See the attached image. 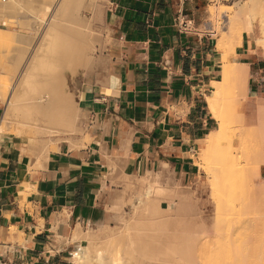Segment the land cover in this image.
Here are the masks:
<instances>
[{
    "label": "crops",
    "instance_id": "obj_1",
    "mask_svg": "<svg viewBox=\"0 0 264 264\" xmlns=\"http://www.w3.org/2000/svg\"><path fill=\"white\" fill-rule=\"evenodd\" d=\"M209 5L110 0L111 62L100 78L110 74L113 85L92 76L78 89L91 143L63 140L41 168L24 141L0 135V264H72L82 245L76 231L115 223L124 176L164 169L184 187L194 184L199 140L218 125L207 97L222 58L215 38L199 31ZM244 34L236 56L249 65L254 112L264 98V48L254 32ZM3 108L0 101V119Z\"/></svg>",
    "mask_w": 264,
    "mask_h": 264
},
{
    "label": "bare ground",
    "instance_id": "obj_2",
    "mask_svg": "<svg viewBox=\"0 0 264 264\" xmlns=\"http://www.w3.org/2000/svg\"><path fill=\"white\" fill-rule=\"evenodd\" d=\"M108 10L109 0H0V21L9 18L10 23L16 25L15 30H11L12 33L7 32V38L5 35L1 36L4 31L0 30V39L4 38L5 43L9 40L6 44L8 48L9 44L11 45L9 50L2 49L3 55L0 52V76L1 72L6 75L5 78L0 77V101L4 104L0 135L14 132L21 137L41 168L46 166L51 150H55L61 141L66 140L71 147L79 148L85 147L91 141L88 123L85 122L86 113L78 100L80 92L78 88H72L71 81L78 77L87 80L96 76L102 85H113L110 74L100 78L101 70L111 62L113 42L107 20ZM208 13L212 27L213 23L220 27L217 21L222 14L221 9L217 6L210 7ZM253 18H257L259 22L257 27H254ZM227 22L230 23V29L225 28L226 31L224 30L217 40L222 62L217 68L216 78L210 82L213 91L207 97L210 113L218 125L202 135L199 140L206 143L205 157L214 160L219 154V161L223 160L222 166L232 161L228 156L231 153L224 154L225 149L222 150V147L225 146H221L227 137L226 118L230 119L232 114L225 118L226 97L234 95L237 99H246L250 77L249 65L233 57L236 48L242 44L245 32H254L258 46L264 48V0L237 3L234 16L228 18ZM5 43H0V50L1 45L2 48L6 46ZM234 97L232 96L231 100L234 101ZM227 107L229 108L228 105ZM253 113L261 127H257L258 130L260 128L259 131L264 132V98L257 100ZM246 130L248 129L244 128L242 131L244 135ZM242 132L239 133V140L242 139L240 136H244ZM262 134L259 136L261 135L263 138H260L264 141ZM239 142L244 146L243 139ZM128 147L130 148V145ZM221 155L229 161L226 162ZM228 166L232 168L230 163ZM228 168L225 169L226 173ZM165 171L146 168L142 174L124 176L126 187L124 185L125 188L117 195L112 207L115 224L100 222L96 228L88 226L86 231L76 227L80 228V231H76L75 238L81 239L82 245L73 253L72 264H92L93 261L97 264L190 262V252L183 251L184 234L191 228V218L198 216L199 212L192 190L169 175L166 176ZM214 176L212 180H216L211 182L214 184L213 188L218 191L221 207V185L227 181ZM130 188L134 191L129 193ZM232 249L233 252L230 249L229 253L227 252L228 256L223 251L220 252L224 255L217 251L219 255L215 250H211L208 252L209 259H213L216 264H223V261L224 264H239L240 260V264H264V255L260 260L256 259L259 255L255 253L254 258V255L251 254V257L244 250L241 253L238 248ZM236 254H240L238 256L241 258L237 259Z\"/></svg>",
    "mask_w": 264,
    "mask_h": 264
},
{
    "label": "rangeland",
    "instance_id": "obj_3",
    "mask_svg": "<svg viewBox=\"0 0 264 264\" xmlns=\"http://www.w3.org/2000/svg\"><path fill=\"white\" fill-rule=\"evenodd\" d=\"M244 1H247V0H210V5L208 6L205 12L203 20L201 21V29L199 31L201 33L211 34L217 41L218 36L224 30L226 31L225 28H227V30L228 28L230 29V27H228L230 26V23L227 22V19L232 18L234 16L237 3H243ZM216 6L221 9L222 14H223V16L222 14L219 16L218 21H217L218 23H220V27L217 25L219 29L216 26V24L214 25V23H213V27L215 26L216 27L213 28L212 23L209 21L208 9L210 7H216ZM109 7H110V0H109ZM8 19L6 18L4 19V21L2 20L0 21V30L4 31V32H1V36L2 35L6 36L8 35L7 32L12 33L13 31L11 30H15L14 27L16 25H14V23L13 24L10 23L11 19H9V22H8ZM181 20L182 22H185L184 18H182ZM252 20L254 23V27H257L259 24L257 18H256L257 21L255 20V18H253ZM3 22H6V23H3ZM256 23L257 25L255 26ZM5 38H7V36ZM248 38L250 37L248 36ZM0 40H2V42L0 41V43L2 44L5 43L4 38ZM7 41L9 42V40ZM7 41L4 45L7 44ZM10 43H11V40H10ZM10 46L11 45L9 44V48ZM4 48H2V45H1V50H0L1 54L2 53L4 54V52H2V49L4 51L9 50L8 45H6ZM0 57L2 56L0 55ZM233 58H237L236 54L234 55ZM2 74L4 73L1 72V76H0L1 78H3L4 76L6 77L5 74L4 75ZM82 82H83V79L82 78L80 79V77H78V79L72 80L71 81L72 88H75V90H77V88L79 89ZM230 96L234 97V95H230ZM230 96L228 98L226 97L227 103L225 101V104H224L226 109L225 107H223V109H225L224 111L225 118L229 117L231 113L232 114L230 116L231 117L230 119L226 118L227 130H228L227 137L226 139L222 141L221 146H225V148L222 147V150L224 149L226 150V151L224 150L223 153L225 152L226 155H228L229 153H231L230 155H234V156L228 155L230 159L232 158L233 162L230 160V162L224 163L227 166L226 165L222 166V163H221L223 162L222 158L226 162L229 160H227V157L225 158L223 157V155H221L222 161H219L220 159L219 154H217L219 159L217 157H215L214 160H210L206 158L204 154V148L206 146V143H202L199 141L200 149L193 155L196 168H197L196 172L198 173V177L193 185L186 186L187 189H190V191L192 190L193 192V198L196 202V207L198 209L199 215L191 218V221H192L191 228L185 231V234H184L185 235V239H184L185 245L183 246V251L190 252L189 255H191V258H190L191 261L185 262L182 264H216L215 261L213 262V259L211 258L209 259L210 254H208V252L211 250H215L216 254H218L220 251H223L228 256L229 255L228 251L229 249L231 251V248L236 249V250L238 248L240 249V252L244 250L248 252L250 256L251 254L252 256L254 255L253 256L254 258L256 255L257 256L259 255L260 257L258 256L256 257V259L257 258H259L260 260L261 258L263 259V255H264L263 254L264 253V245H263L264 244V141L262 139L263 137L261 135L259 136V134H262L263 131H259L261 127H260L259 121L257 120V117L255 116L253 111L248 106V98L246 99L238 98L239 99L238 100L236 97H234L235 99L233 101V99L231 100ZM250 99H253L251 95H250ZM227 105L229 106L230 109L227 107ZM233 112H235V114ZM237 121H239V123L241 122V124H239ZM229 122L231 125H229ZM243 127L245 129H248L246 130L247 132L245 131L246 132L245 135H244V132H242L244 131ZM257 127H260L259 130ZM242 128L243 130H241ZM241 132L244 135V136H240L242 137L244 141L242 142L244 146L241 144V142H239L240 140H242L241 138L239 140V135H240L239 133ZM11 133L17 136L14 132H11ZM262 135L264 136V132ZM17 138H20L22 140L21 137L17 136ZM235 141L238 142V144L236 142L237 145L235 144ZM223 153H220V154H223ZM229 163L232 166V168H228ZM225 166L226 168L229 169L227 170V173L225 172V169H226ZM212 176H214L215 178L218 177L221 180L223 179V181H227V183L223 182L224 184L222 183L221 185L222 187H221L220 192L222 193V196H223V204L221 207L219 205L221 201L219 200V196H218L219 194H217L218 191L215 190V187L213 188L214 184L212 183L216 179L213 181ZM133 191L134 190H132L131 192ZM217 251L219 252L217 253ZM253 253H255L256 255ZM216 254L214 257L217 256ZM189 255L188 257H190ZM221 255H224V254L221 253ZM238 255L236 254L237 259L239 257ZM233 257L231 256V258ZM251 257H250V261H251ZM217 258L219 259V257ZM225 260H227V258H225ZM241 261L242 260H240V262ZM248 261H249V258H248ZM245 263H247V261ZM92 264H97V262L93 261ZM223 264H224V261H223ZM227 264H230V263L227 262Z\"/></svg>",
    "mask_w": 264,
    "mask_h": 264
}]
</instances>
